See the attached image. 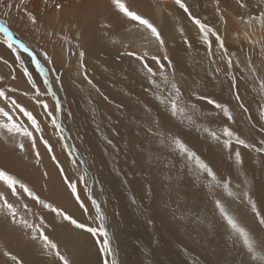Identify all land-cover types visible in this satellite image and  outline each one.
Returning <instances> with one entry per match:
<instances>
[{
  "label": "snow or ice",
  "instance_id": "obj_1",
  "mask_svg": "<svg viewBox=\"0 0 264 264\" xmlns=\"http://www.w3.org/2000/svg\"><path fill=\"white\" fill-rule=\"evenodd\" d=\"M174 4L187 15L188 20L197 30V35L201 43L205 46V55L210 65L226 66V71L222 67H214L210 80L201 81L197 88L186 87L176 79V67L168 54L166 40L161 30L150 19L140 14L129 2V0H107V9L113 18L111 22L100 21V26L108 31V36L114 26V22H126L131 25L129 31L138 29L143 34V39L148 44H155L160 54H149L148 51L138 52L129 50L128 44H122L119 51V57H131L140 64L139 71L143 73L149 85L145 89L149 92L155 102L153 104L144 103V117L137 125L143 132V139L139 142L130 141V151L134 153L132 160L133 173H137L144 181L143 196L137 200L135 196L130 198L133 205H138L142 209L151 210L147 202L158 209L168 211L174 227H182L186 234L203 245V241L209 238L208 228L213 229V237L220 234L226 248H229L243 256L247 257V264H254L256 261H264V187L259 190L257 195L252 190V185L247 178L242 182H235L232 174H225L214 169L211 161L203 158L197 150L194 149L186 139V132H202L205 138L216 142L222 149L228 153V159L234 160V165L243 168L244 156L241 149L247 152H255L264 157V104L257 102L256 123H252L253 117L247 116L249 122L248 134L237 129L234 130L231 125L237 123L234 116V110L231 106V100L218 101L210 95L203 94L197 89L206 90L210 83L217 82L224 85L228 84V93L235 101V107L239 108L244 114L250 112L241 95L240 87L245 84L253 86L258 85L260 92H264V69L258 70L253 63L251 55L244 61L236 57L225 46L224 35L216 26L205 22V18H200L190 10L186 0H173ZM222 0H213L214 9L219 17L221 26L227 25V9L221 8ZM78 8L72 14L80 20H86L90 10L88 0H75ZM239 9L246 10V14L237 13L241 23L249 29L253 25H259L264 29V9L257 13L251 12V5L246 0H235ZM264 4V0H260ZM41 5L36 10H29L27 0H0V45L6 47L13 55V62L0 56V62L7 65L11 70L9 79L0 75V141L8 144L11 141L12 149L27 158V153L34 155L35 161L39 164L41 153L38 144L42 145L49 154L50 159L57 168L64 184L70 190L73 198L85 214L89 209L81 199L77 183H73L65 174L61 162L53 149L52 144L45 138V123L53 129L59 141L63 142V147L67 150L69 157H72V166L78 167L79 154H73L67 140L66 128L56 113L63 112V105L58 97V91L63 90L61 73L55 67V60L47 50H41L39 53L34 51L27 43L19 39L10 27V19L15 10L16 13H23L28 23L34 30L42 27L41 18L49 14L57 18L65 12L72 9L71 0H41ZM75 28L73 33L75 40L74 47L81 48L82 31L78 22H69V29ZM179 34L183 43L189 48L192 44L185 34L184 28L179 29ZM50 39L59 36L60 40L68 44L72 39L67 34L60 35L53 31H48ZM248 37L247 32L245 33ZM215 42L216 50H213ZM113 44H121L120 40L113 39ZM249 43L255 44L256 41L249 38ZM71 55H76L69 49ZM264 52V49H262ZM31 58V62L36 65L43 75L42 85L38 86L33 79L32 73L28 70L23 54ZM218 54V59L216 58ZM38 56H42L47 64L53 67L46 70ZM85 51L78 53V72L83 76L87 84L94 89L96 93L108 100V97L100 90L88 75L85 65ZM152 62V63H150ZM23 77H26L27 85L30 88L21 90L13 86L9 81L17 80V68ZM238 70V71H237ZM55 73L54 76L52 74ZM221 75L224 79H221ZM51 76V78H50ZM59 84V89L54 90V84ZM213 86H215L213 84ZM49 96L54 101V108H50L49 103L44 97ZM34 102L32 106L24 103V98ZM264 100V96L260 97ZM206 102L211 106V111H201L199 102ZM111 103V101H109ZM117 109L123 112L125 105L117 104ZM156 113L153 115V113ZM191 113V114H189ZM198 119L220 118L219 121L213 120L216 127L198 124ZM110 119V118H109ZM257 124L259 127L257 128ZM257 133L259 139H256ZM102 139L114 151H119L113 140L106 135ZM235 146V147H234ZM121 175V182L128 185L129 179L127 173H118ZM48 177V173H43ZM84 175L79 177V182L84 185L87 199L94 209V215L88 216V223L80 222L78 219L61 207L54 205L45 198H42L33 187L18 177L10 168L0 165V217H3L7 227L18 230L27 241L34 247H37L40 254L47 257L46 264H77L74 254L69 248V244L57 236V228L75 229L83 233L90 234L93 238L98 252L103 257V264H117L114 258L113 236L108 227V216L98 201L91 188L88 187ZM101 186L100 191H103ZM195 190V192H193ZM202 195L205 203L211 205L209 216H202L196 212L192 216L177 215L175 209H183L187 198L191 195ZM14 198V199H12ZM27 199L40 208L53 214V220L48 221L44 216L36 219H29L27 214L32 212L28 204L23 203ZM183 200V202H182ZM106 203V201L104 202ZM23 205L25 214H22L18 205ZM172 208L173 210L169 211ZM251 218L249 222L248 218ZM59 221L57 225L56 221ZM149 223L153 219L149 217ZM207 225V227H206ZM222 230V232H221ZM162 240L157 237L154 246L158 247ZM186 246H181V253L190 252ZM0 253L5 258L4 264H25V261L19 254L12 252L6 247H0ZM112 257L110 260L109 258ZM194 264H200L199 258L195 259ZM235 264V261L232 262ZM240 264H244L241 261Z\"/></svg>",
  "mask_w": 264,
  "mask_h": 264
},
{
  "label": "bare ground",
  "instance_id": "obj_2",
  "mask_svg": "<svg viewBox=\"0 0 264 264\" xmlns=\"http://www.w3.org/2000/svg\"><path fill=\"white\" fill-rule=\"evenodd\" d=\"M190 1L192 4V0ZM71 2H72V9L63 14L64 18L58 19L55 15L52 14H49L41 18L42 27H40L38 31L46 35L47 38L45 39L49 38L47 32L53 30H55V32L60 34V32H62V29L64 30L68 29L70 33L73 35V33L76 31L75 28L69 29V26L67 28L64 25H62L63 24L62 22H64L67 19L66 17L70 18L67 19L68 21L72 20V22H79V23L81 22L84 24H89L94 20L95 23L97 24V22L98 23L100 22V19H102L103 21L108 19L105 22L107 21L111 22L113 20L107 9V0H88V4L90 5V10L88 13V18L86 20H80L77 16H74L72 14L74 11H76L78 5H76L75 0H71ZM158 2L161 3L162 5L160 8L158 7L159 9L157 10V13L160 17L159 19L157 18L159 21H158V25L156 26L159 29H162V34H165L164 37L166 40V46L168 48L169 57L172 59L173 65L176 67L177 70L176 79L178 82H186L189 85V87L197 88V85L201 83V81L207 82L210 80L212 70L214 67H217V65L209 64L208 58L205 55V51H206L205 46L199 40V37L197 35V30L195 26L192 25L191 22L188 20L187 15H183L184 12L181 13L182 10L179 9L178 6H176L173 1L171 3V1L169 0H158ZM131 4L140 14H142L147 18V15L144 11L146 9L143 7V4L136 2H131ZM166 5L168 6L169 10L171 9L173 13L172 16L167 13ZM27 6L29 10H36L38 7L42 6L41 0H27ZM147 6H148V2H147ZM152 6L153 3L149 7ZM169 6H171V8ZM151 9H153V7ZM254 9L257 8L255 7ZM229 10L230 13H232L233 7L229 6ZM179 15H181L180 16L181 18H178ZM194 15L196 16L198 15L200 17V15L197 13V10L196 13H194ZM105 17L106 19H104ZM0 18H2V10H0ZM227 21H228L227 25L233 26V28L238 27L236 22L229 21L228 19ZM9 23L11 29L13 28V30L16 33H19L17 31L19 30L20 32H22L23 35L27 37H30L31 33L35 32L32 26L28 23L27 18L23 16V13L18 14L15 12V10H13ZM18 23L20 24V26H18ZM164 25L167 28H169V30H165L166 28L164 29ZM121 27H122V22H114V26L111 29L110 33L114 32L117 34L113 33V34H109L108 36H105V34L103 33L99 34L98 32L100 30L97 28L98 29V32L96 34L97 40L93 44L89 43L88 45V53L93 58L91 60L84 61L88 70L89 77L100 88V90L104 93V95L108 97L107 101L104 100V98L100 96L98 93H96L94 89H91V87L83 79V76L79 74L78 54L74 62H67L68 60L65 58L66 61H64V64L60 62L59 65L56 66V61H55V67L58 68V70H61L62 72L61 81L64 87L63 90L65 91L64 96H66L67 98L66 102L63 101L65 100V98L61 94H60L61 96L58 95V97L60 96L59 98H61L62 105L64 106L66 113L70 111L68 109V103L71 105V111L72 112L74 111L73 122L77 125V126L75 125L76 126L75 129L78 131L80 136L84 138V140L82 139L83 143H85L87 148L91 150V153L94 156V158L90 157L92 160V164L89 163L90 161L88 158L87 160H85L84 156L79 153H78L79 154L78 160L79 162L81 161V159L83 160L81 161V163L83 162L84 169L88 170L89 172L88 178L90 179L92 178L90 171L93 170L91 169L90 164L91 166L93 165V167L97 172V175L94 174L96 180L94 181V184L97 182V179L99 180V177L101 178V176L105 179V184H106L105 186L107 189V190L105 189L106 191L105 194L107 197L104 201L107 202L106 209L110 212V213L108 212V216H109L108 220H110L109 230L110 232H113L114 237L116 236L117 242H115L113 239L112 243L115 242L113 244V248H114V252H116L114 258L117 260V264H194V261L197 258H199L200 264H232L233 261H235V264H240L241 261H244V264H247V257L232 251L230 247L229 248L225 247L223 240L226 239V237L222 238L220 234H216L213 237V229L211 227L208 228L209 238L207 240H204L203 245H201L199 241L194 242V240L190 238L189 235L186 234L184 228L173 226L172 220L168 215V211L153 207L150 201L147 202V204L151 210L142 209L138 205H133L130 202V198L132 196H135L138 201L143 196L142 189H143L144 181L138 173L135 176L132 175L134 171L132 166L134 153L130 151L129 142L130 141L139 142L140 140L143 139V132L137 125L141 122V119L144 117V112L142 110L144 103L147 102L155 106L157 102L153 100L149 92L145 91V89L148 88L149 85L143 73L139 71L140 68L139 62L135 61L131 57H119V51L123 50L122 44H128L130 46L129 50L138 51V52L148 51L150 55L160 54V53L155 44H148L147 41L143 39V34L138 29L131 30L130 32L128 31L123 36H121L120 33L122 32L120 30ZM180 28H184L185 34L187 35L189 41L192 44L191 49H189L183 43V40L181 39L179 34ZM90 29H91V25H90ZM103 37L106 38V41L104 42H102ZM2 39L3 37L2 35H0V40ZM113 39L120 40L121 44H113L112 43ZM80 42L82 46L85 43L82 39ZM62 44L63 43L59 41V47L62 46ZM213 46H215V43H213ZM35 50L38 53L40 52L38 49ZM0 55L13 61V55L11 54V52L2 45H0ZM22 58L24 59L26 66L27 65L29 67L31 66V68L34 69L33 66L30 65L32 62H31V58L27 55V53H24ZM40 58L42 59L41 56ZM40 58L38 56V59ZM32 69H31V73H33L38 78V75L35 74ZM48 69L46 68V70ZM37 71L40 72L39 69H37ZM221 78H223L222 75ZM214 83L217 82L210 83L208 88L210 87L211 84ZM55 88L56 87L54 86V90H56ZM109 101H111V103ZM117 104L125 105L123 112L117 109L116 107ZM199 104L201 105L202 110H209V108L206 109L205 102L201 101L199 102ZM155 114L156 113L154 112L153 115ZM130 117L132 119H130ZM64 122L65 121H63V123ZM132 123L136 125L135 128L131 127ZM68 124H69L68 127H66V125L64 124L67 130L71 132L68 134L66 130L67 136H72V137H70L67 140V142L70 146H72L71 141L73 142L72 139L74 134L69 128L70 125L74 126V124H71L70 122ZM102 135H106L110 139H112L113 143L117 146L119 151L118 152L114 151L110 146H108L106 142L102 139ZM186 139L188 140L190 145L194 147L195 150L196 149L198 150V153L203 158L211 161L214 169H216L218 172H223L225 174H232L233 179H235V170L232 165V160L228 159V153L226 150L222 149L221 146L214 145L213 141H211L208 138H205L202 132H197L194 128L192 131L186 132ZM241 151L244 156L243 168L239 167L241 175L244 179L247 178L249 183L252 185V190L257 195H259V190L262 187H264V157L256 154L255 152L249 153L247 152V150L244 149H241ZM66 161L68 160H65V162ZM67 164L65 166H67ZM219 166L221 168H219ZM75 172L76 171H74L73 173ZM118 173L128 174V179H129L128 185H124L121 182L122 177ZM73 181L77 183L75 179ZM100 182L102 184L104 181L102 182L100 180ZM89 183H91V180L89 181ZM78 191L80 192L81 199L84 200L85 205L89 209L87 214L93 216L94 209L91 207L90 203L87 202L85 197L86 192L84 188H81V185H78ZM102 192H104V190ZM193 192H195V190H193ZM115 194L118 197L114 198ZM78 208H80L79 205ZM90 209L92 210L93 214H91ZM79 210L81 212L80 215H82V213L84 214L81 208L78 209V211ZM171 210L173 209L170 208L169 211ZM175 210L177 211L178 216L179 215L192 216L196 212H200L202 216H209L210 219L209 213L211 211V205L205 203V198L202 195L197 196L194 194L187 198V202L184 205L183 209H175ZM83 217L85 216L83 215ZM149 217L153 219V223L148 222ZM248 219L249 222H251V218L249 217ZM65 230L67 232L69 229L68 230L65 229ZM64 231L63 232L60 231V232L65 233ZM69 232L71 233V235L75 234L76 237L74 236L73 240L76 239L75 241H77V236H78L76 235L77 231L75 232L74 229H71L67 233ZM82 234L83 233H81V235ZM154 234L158 235L157 237H159L162 240V243L158 247H155L153 244ZM65 236L68 239H71L67 235ZM85 237L86 235L84 236V238ZM157 237L155 236V238ZM68 239H67V243H68ZM75 241H69V243L70 242L75 243ZM80 241L81 240L79 238V241H77V243H80ZM93 243L94 242L92 241V239L88 236L87 239L85 238L82 244L80 243V245H83L85 247V245L88 244L94 245ZM80 245L79 247H81ZM182 245L186 246L191 251L182 254L181 253ZM31 246L32 244L30 243V246L28 247L31 248ZM28 247L26 246V250L28 249ZM76 247L75 244L74 246L72 245V248H76ZM84 247H82L81 249H83ZM36 249L37 247H35V250ZM23 250L24 249H22L21 252H19L20 255L22 254ZM37 250L39 251V249ZM82 252L80 253L82 254ZM27 253L31 254V251L29 250V252L27 251ZM83 254L84 256H86L85 254H87L89 257V252L86 251V253L84 252ZM261 254L264 255V253ZM41 257H43V255ZM38 259L40 260V258ZM89 259L90 258H87V260ZM87 260H85V262ZM89 263L90 262H88V264ZM35 264H46V261L44 262L43 260H41ZM254 264H264V261H256L254 262Z\"/></svg>",
  "mask_w": 264,
  "mask_h": 264
},
{
  "label": "rangeland",
  "instance_id": "obj_3",
  "mask_svg": "<svg viewBox=\"0 0 264 264\" xmlns=\"http://www.w3.org/2000/svg\"><path fill=\"white\" fill-rule=\"evenodd\" d=\"M144 1H146V2H144ZM169 1H171V3H172L173 0H169ZM129 2L130 3L131 2H136V3L143 4V7L146 9L144 11H145V13L147 15V18L150 19L151 22H153L155 25H158V21H159L158 19H159L160 16L158 15L157 10L162 5L161 3L158 2V0H149V1H147V0H143V1L142 0H129ZM147 2H148V6H147ZM186 2L188 3V5L190 7V10L193 13H196V10H197V13L200 15V18L203 19V18L206 17L207 19H206L205 22H208V23L212 24L213 26H216L217 29L224 35L225 46L229 49L230 53H233L236 57H239V59L241 61H244L247 56L251 55L253 63L258 67V70L264 69V52H262V49H264V29L260 28L259 25H256V24L253 25V28L249 29L246 25L241 23L239 21V19H238L237 13L246 14V10L239 9L238 5L235 3V0H222L221 8H226L227 9L226 18L229 21L236 22V24L238 26L236 28H233V26H229V25H226L227 27L220 25L219 17L217 16V14L215 12V9H214L213 0H196V1L192 0V4H191L190 0H186ZM246 2L250 3V5H251V9L250 10L254 14L257 13L259 10L264 9V4H261L260 0H246ZM149 3H150V5H149ZM152 3H153V6H152L153 9L155 8L154 11H153V9H151L152 7H149V6H151ZM172 5H174V4H172ZM194 6L196 7V9H195ZM229 6L233 7V12L232 13H230ZM169 7L171 8V6H169ZM255 7L257 9H254ZM167 9H168V6L166 5L167 13L172 16L173 13H172L171 9L170 10L169 9L167 10ZM168 11H170L171 13L168 12ZM180 12H181V10H180ZM181 13H183V10H182ZM183 15H186V14L183 13ZM180 16L181 15H179L178 18H181ZM61 18H64L63 15L61 17H59L58 19H61ZM66 18L70 19L68 17H66ZM104 19H106V17ZM66 20L64 22H62L63 23L62 25H64L65 27L68 28L69 25H67V24H69L68 22H70V20L69 21L68 20L66 21ZM101 20L102 19H100V21ZM106 20H108V19H106ZM107 22H109V21H107ZM94 23H95V20L92 21L89 24H84V23H81V22L79 23L80 30L83 33L82 40L85 42L83 44V46L81 45L82 50L85 51V61L91 60L93 58L88 53V45H89V43L93 44L97 40V35L96 34L98 32V29L100 30L98 32L99 34L100 33L101 34L102 33L105 34V32L108 31V30L103 29L100 26V23L97 22V24L95 23V25H94ZM90 25H91V29H94L95 31L96 30L97 31L95 32L94 30H91L90 29ZM18 26H20L19 23H18ZM92 27H95V28H92ZM130 27H131V25L122 22V27L120 29L122 31V32H120L121 36H123L126 32H128ZM164 29L165 30H169V28H167L165 25H164ZM12 30H13V28H12ZM88 30H90V31H88ZM102 30L105 31V32H103ZM160 30L162 32V29H160ZM17 31L19 33H16L14 31V33L17 35V37L19 39L23 40L25 43L29 44V46L31 45V47L33 48L34 51H35L34 47L37 48L39 51L47 50L49 52V54L54 57V60L56 61V66H58L60 62H62L64 64V61H66L65 58L68 60L67 62H74L76 60V58H77V54L81 50V48L80 49H76L74 47L75 40L73 38V35L70 33V31L68 29L67 30L62 29V32H60V35L67 34L68 37L70 39H72V43L71 44H68L65 41L60 40L59 36H57L55 39H50V38H48L50 40L45 39V38H47L46 35L42 34L38 30H34L35 32L31 33L30 37H27V36L23 35L22 32H20L19 30H17ZM92 31H94V32H92ZM90 32L93 35V37L90 34ZM246 32L248 34L247 38L245 36ZM113 33L114 32L109 33V34H113ZM114 34H117V33H114ZM164 35L165 34H163V36ZM91 38H92V40H91ZM249 38L254 40V41H256V43L255 44L249 43ZM102 40L101 41L104 42V41H106V38L103 37ZM59 41H61L63 43L62 46H60L61 48L59 47ZM80 44H81V42H80ZM69 49L74 51L76 53V55H71L70 52H69ZM106 49H108V48H106ZM213 50L214 51L216 50V45L213 46ZM105 51H107V50H105ZM0 56H2V55H0ZM217 57H218V54H217ZM39 58H40V56H39ZM5 59H8V58H5ZM9 62L11 63L13 61L9 60ZM41 62L43 63V66L45 67V69L46 68L47 69L48 68L49 69L52 68L51 64L49 65V64L44 62L43 57L41 59ZM30 65H32L34 69H32L31 66L29 67L27 65L28 70L31 72V69H32L33 72L38 75V78H37V76H35L32 73L33 79L36 80L38 86H41V90L44 91V87L42 85L43 75L40 72L37 71L38 68H36L35 64L33 65V63H31ZM46 65H48V66H46ZM14 66L17 68V80L16 81H9V82L13 86L18 87L21 90L30 88V85H27V83H26V77H23L22 73L20 72L19 66L18 65H14ZM217 66L222 67L226 71V66L225 65L220 64V65H217ZM57 70H58V68H57ZM10 71L11 70L9 69V67L7 65L3 64L2 62H0V75H2L5 78L6 81L9 79ZM58 72L62 74L61 70H58ZM261 74H264V72H262ZM54 75H55V73L52 74V76H54ZM61 77H62V75H61ZM50 78H51V76H50ZM221 79H224V78H221ZM180 83L182 85L186 86V87H189V85L186 82H180ZM214 85L215 86H213V84H211L210 87L207 88L206 90H203V89L202 90L197 89V90L202 91L203 94L212 96L213 98L217 99L218 101H229V100H231V106H232V108L234 110V116H235L236 121H237L236 124L231 125V126L233 127L234 130L239 129V130L243 131L247 135L248 134V129L250 127L249 122L247 120V116L251 115L254 118L252 123H256L255 117L257 116V102H259L261 104H264V100L260 99L261 96H264V92H260L259 91L258 85H255V90H253V86L249 85V84H245V85H242L240 87L241 95L244 98L246 105L250 108V112L248 114H244L239 108L235 107V101L231 98V96L228 93V90H227L228 84H227L226 81H225V83H224V85L222 87H221V85L219 83H214ZM54 86L56 87L55 88L56 90L59 89V84L58 83L54 84ZM194 88H196V87H194ZM63 89H64V87H63ZM64 92H65L64 90L58 91V95L61 94L65 98V100H63V101L66 102L67 98H66V96H64L65 95ZM44 99L47 100V102L49 103L50 108H54V101L52 100L51 97L46 96V97H44ZM60 101H61V98H60ZM23 102L26 103V104H29V106H32L34 104V102L29 101L27 97L24 98ZM61 103H62V101H61ZM63 108H64V106H63ZM208 108H209V110H202L201 109V111L204 112V111H211L212 110L211 106L206 105V109H208ZM68 109L70 110L68 113H66L65 108H64L62 114L61 113H56V115L58 116V118H59V116H61V121L62 122L65 121L63 124H65L66 127H68V125H69L68 123L69 122L71 124H74V126L70 125V128H69L72 131V133L74 134L73 135V139L71 138L73 140V142L71 141L72 146L75 147V149H77L76 150L77 153L82 154L84 156L85 160H87V158H88L89 161H90L89 163L92 164L91 158H94V156L91 153V150L87 148L85 143H83L84 138L81 137L80 134H77V130L75 129L77 125L73 122L74 111L73 112L71 111V105L69 103H68ZM189 114H191V113H189ZM67 115H69V116H67ZM131 117H130V119H132ZM193 119L197 120L198 124H204V125L211 126V127H216V124L212 123V121L214 119L217 120V121L220 120V118L198 119L197 116H194ZM135 126L136 125L134 123L131 124V127L135 128ZM44 127H45V138L48 139L49 142L52 144L53 149H54V151H55V153L57 155V158L59 159V161L61 162V165L64 168L65 174L68 176V178L73 183H75L73 181L75 179V181L78 183V185H81V188H84V185L79 182V177L81 175H84L85 171H86V173H87L86 179L88 181V187L91 188L94 196L96 195L95 196L96 199L102 203V205H103L102 207H104V210H105V212H106V214L108 216V212L109 211L106 209L107 208L106 207L107 202L104 203L105 202L104 200L107 197L106 194H105L106 193V191H105V189H106L105 179L101 176V178L103 180L99 177V180L97 179V182L94 184V181H96L94 174L97 175V172H96L95 168L93 167V165L91 166V164H90V167H91V169H93L92 170L93 172L90 171L91 175H92L91 179L88 178L89 172H88L87 169H84L83 163H81V161L79 162V160H78V167L77 168H74L73 166H71L72 165V160H71L72 157H69L67 150L63 147V142L59 141L58 137L52 133L53 129L50 126H48L45 123ZM258 127H259V125L257 124V128ZM66 130H67V128H66ZM73 130L74 131L76 130V131L74 132ZM67 132H68V130H67ZM68 134H69V132H68ZM69 137H72V136H69ZM256 139L257 140L259 139V134L258 133L256 135ZM75 143H76V145H75ZM67 144H68V142H67ZM213 144L216 145V146H219L214 141H213ZM38 148H39V151L41 153V159H40L39 164L36 163L34 155L31 152L27 153V158L25 159L20 154H18L17 152H15L12 149L11 141L8 144H5V143H3V141H0V165L10 168L13 172H15L18 175L19 178H21L22 180L27 182L30 187H33L34 190L39 195H41L42 198H45L49 202H52L54 205H56L58 207H61L62 209H64L68 213L72 214L74 216V218L78 219L80 222L88 223L89 222L88 221V216H92V215H88V214L85 215V213L84 214L82 213V215H80L81 212H80V210L78 211V209H80V208H78V204L76 203L75 199L73 198L70 190L64 184V182H63V180H62L57 168L55 167L54 163L50 159L49 154L46 152L45 148L42 145L38 144ZM71 150H72L73 154L75 155V153H74L72 148H71ZM63 152H65V153H63ZM65 160H68L69 162L68 161L65 162ZM67 163H69V164L71 163V164L69 165ZM66 164H67V166H65ZM232 165H233L234 170H235L234 183L235 182H242L244 180V178L241 175L239 166H235L234 165V160H232ZM219 168H221V167L219 166ZM72 169L74 171H76V172L73 173L74 171ZM77 169H78V171H77ZM44 172L48 173V177L47 178L44 177V175H43ZM236 173H237V176H236ZM76 177H77V179H76ZM90 180H91V183H89ZM100 180L102 182L103 181L104 182L101 184ZM103 184H104V186H103ZM101 186L103 187L104 192L100 191V187ZM85 197H86L87 202L90 203V201L87 199V194L86 193H85ZM116 197H118V196L115 194L114 198H116ZM12 199H14V198H12ZM23 203L28 204V206L32 209V212L30 214H27L29 219H36L37 222H38V217L42 215L48 221H52L53 220V214L52 213H49V212H47V210H44V209L40 208L39 206L35 205L33 202L25 199ZM90 205H91V203H90ZM73 207H75L76 209L73 208ZM18 208H19V210H20V212L22 214H25V209L23 208L22 204L18 205ZM90 212H91V214H93L91 209H90ZM83 215L85 217H83ZM109 222H110V220L107 221L108 227H110L109 226L110 225ZM56 223H57V225H59V221L58 220L56 221ZM58 229H59V232H58ZM63 229L65 230V228H63V227H58L57 228V234H58L57 236L63 241L65 239V242H67V239H68L65 235H67L69 238L72 239V240L68 239V244L72 243V244H70L71 246L69 245V248H70L71 252L74 254V259L77 262V264H83L85 262V260H87V258L91 259V261H90V259L87 260L88 262H90L89 264H93V263H95V264H103V257L98 252V250H97L98 248H97V246H95L94 243H93L94 245L88 244V245H85V247L83 245H80V243L82 244V242H84L85 238L87 239L88 236L91 238L90 234L87 235V234H85V233H83V232H81L79 230H75L74 229L75 232L77 231V233H76V235H78L77 236V241H79V238L81 240L80 243H77V241H75L76 239L73 240L75 234H72L73 235V237H72L70 232L67 233L71 229H69V230L67 229L68 230L67 232H66V230L64 231ZM62 230L65 233H61V232H63ZM152 230H155V229H152ZM78 232H79L80 235L78 234ZM80 232L84 234V235L82 234L83 237H82ZM111 233H112L114 241L117 242L116 241V236L114 237L113 232H111ZM62 234H64V235H62ZM68 234H70V235H68ZM85 235H86V237L84 238ZM155 236L157 237L158 235L154 234L153 244H154V241L156 239ZM91 239L93 241V238H91ZM69 241H75V243L74 242H70L69 243ZM27 242H28L27 239L24 236H22V234L18 230H14V229H12L10 227H7L6 222L4 221L3 217H0V247H6L9 250H11L12 252L19 254V256L25 261V264H35V263H37V262H39L41 260H43L44 262L45 261L47 262L48 258L47 257L44 258L45 256L41 257L42 255L39 254L40 251L37 250L38 248L35 250V247L33 245H32L33 247L31 246V248H29L28 246H30V242H28V243ZM115 242H113L112 244H114ZM73 243L75 244V247L77 246V244H78V246L76 248H72V245L74 246ZM79 245L81 247H79ZM26 246L28 247L27 250H26ZM87 246H89V247H87ZM82 247H84V248L81 249ZM86 247L88 248V250H87ZM89 248H90V250H89ZM22 249H24L23 251H25V252L22 251V254L20 255L19 252H21ZM29 250L31 251V254L27 253V251L29 252ZM86 251L89 252V257H88L87 254H85L87 257L84 256L83 253L84 252L86 253ZM80 252H82V254ZM97 254H98V256H97ZM115 254H116V252H115ZM77 255H78V257H77ZM90 255H91V257H90ZM93 256L94 257L96 256L95 259H94ZM80 257H82V258H80ZM38 258H40V260ZM79 258L81 260H83V261H81ZM99 259H100V261H99ZM109 259L111 260L112 257H110ZM4 260H5V258L2 256V253H0V264H4ZM87 261L85 262L86 264H88ZM93 261H95V262H93ZM9 264H11V262H9Z\"/></svg>",
  "mask_w": 264,
  "mask_h": 264
},
{
  "label": "water",
  "instance_id": "obj_4",
  "mask_svg": "<svg viewBox=\"0 0 264 264\" xmlns=\"http://www.w3.org/2000/svg\"><path fill=\"white\" fill-rule=\"evenodd\" d=\"M59 118H60V120H61V116H59ZM66 135H67V132H66ZM71 148L73 149L74 153L77 154L76 149H75L73 146H72ZM81 161H83V160L81 159ZM82 163H83V162H82ZM83 165H84V164H83Z\"/></svg>",
  "mask_w": 264,
  "mask_h": 264
},
{
  "label": "crops",
  "instance_id": "obj_5",
  "mask_svg": "<svg viewBox=\"0 0 264 264\" xmlns=\"http://www.w3.org/2000/svg\"><path fill=\"white\" fill-rule=\"evenodd\" d=\"M34 49H37V48L34 47ZM35 51H36V50H35ZM68 132L71 133L70 131H68ZM77 134H79L78 131H77ZM82 171H83V170H82Z\"/></svg>",
  "mask_w": 264,
  "mask_h": 264
}]
</instances>
